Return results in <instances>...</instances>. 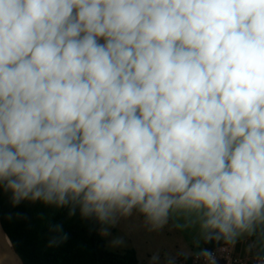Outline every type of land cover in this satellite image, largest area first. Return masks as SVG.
Returning <instances> with one entry per match:
<instances>
[{"label": "clouds", "instance_id": "1", "mask_svg": "<svg viewBox=\"0 0 264 264\" xmlns=\"http://www.w3.org/2000/svg\"><path fill=\"white\" fill-rule=\"evenodd\" d=\"M0 185L101 222L178 203L220 233L251 225L264 0H0Z\"/></svg>", "mask_w": 264, "mask_h": 264}, {"label": "trees", "instance_id": "2", "mask_svg": "<svg viewBox=\"0 0 264 264\" xmlns=\"http://www.w3.org/2000/svg\"><path fill=\"white\" fill-rule=\"evenodd\" d=\"M82 195V194H81ZM142 205L133 210L144 220L151 216L141 211ZM59 206L44 199H22L14 204L12 192L0 185V220L16 252L24 264H141L135 249L122 252L107 249L100 235L102 222L95 213L84 215L79 203ZM72 213V214H70ZM253 252L264 254V212L252 221ZM245 228L233 226L232 233ZM216 233L211 239L208 232ZM203 239V249L230 246L232 233L209 229ZM218 236V238H217Z\"/></svg>", "mask_w": 264, "mask_h": 264}, {"label": "rangeland", "instance_id": "3", "mask_svg": "<svg viewBox=\"0 0 264 264\" xmlns=\"http://www.w3.org/2000/svg\"><path fill=\"white\" fill-rule=\"evenodd\" d=\"M205 211L177 203L168 209L165 217L144 220L131 209L116 207L115 223L111 219L102 222L100 235L110 251L135 249L141 264H174L203 249V239L210 229L203 226ZM103 229H107V234ZM252 232L253 226L249 225L230 234L232 247L237 251L253 249ZM2 253L1 248L0 262ZM6 263L10 264L9 259Z\"/></svg>", "mask_w": 264, "mask_h": 264}, {"label": "built area", "instance_id": "4", "mask_svg": "<svg viewBox=\"0 0 264 264\" xmlns=\"http://www.w3.org/2000/svg\"><path fill=\"white\" fill-rule=\"evenodd\" d=\"M210 250L214 254L215 264H264V254H256L249 248L237 251L231 244ZM201 251L189 257L180 258L174 264H209L206 257L198 255Z\"/></svg>", "mask_w": 264, "mask_h": 264}, {"label": "water", "instance_id": "5", "mask_svg": "<svg viewBox=\"0 0 264 264\" xmlns=\"http://www.w3.org/2000/svg\"><path fill=\"white\" fill-rule=\"evenodd\" d=\"M7 241L9 242V245L7 244ZM0 245L3 250V256L2 261L7 264L8 262V256L13 260L14 264H24L22 258L19 256V254L16 252L9 236L7 235L2 222L0 220ZM0 248V249H1Z\"/></svg>", "mask_w": 264, "mask_h": 264}, {"label": "bare ground", "instance_id": "6", "mask_svg": "<svg viewBox=\"0 0 264 264\" xmlns=\"http://www.w3.org/2000/svg\"><path fill=\"white\" fill-rule=\"evenodd\" d=\"M7 244L9 245V242L7 241ZM10 264H14L13 260L8 256ZM0 264H5L3 261L0 262Z\"/></svg>", "mask_w": 264, "mask_h": 264}]
</instances>
